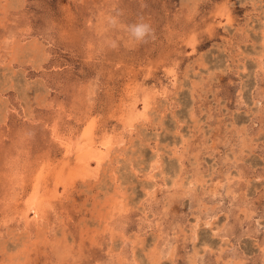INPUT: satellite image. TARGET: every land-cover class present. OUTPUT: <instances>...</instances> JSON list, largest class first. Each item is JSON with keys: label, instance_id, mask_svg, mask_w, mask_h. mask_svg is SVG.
I'll return each mask as SVG.
<instances>
[{"label": "rangeland", "instance_id": "rangeland-1", "mask_svg": "<svg viewBox=\"0 0 264 264\" xmlns=\"http://www.w3.org/2000/svg\"><path fill=\"white\" fill-rule=\"evenodd\" d=\"M0 264H264V0H0Z\"/></svg>", "mask_w": 264, "mask_h": 264}, {"label": "clouds", "instance_id": "clouds-1", "mask_svg": "<svg viewBox=\"0 0 264 264\" xmlns=\"http://www.w3.org/2000/svg\"><path fill=\"white\" fill-rule=\"evenodd\" d=\"M131 36L137 42H145V38L150 35V26L146 23H139L131 26L130 28Z\"/></svg>", "mask_w": 264, "mask_h": 264}]
</instances>
